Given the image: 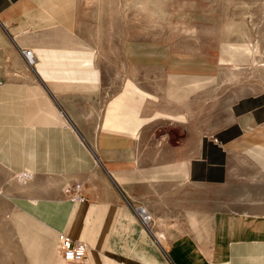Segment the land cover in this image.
Segmentation results:
<instances>
[{
	"label": "rangeland",
	"instance_id": "obj_1",
	"mask_svg": "<svg viewBox=\"0 0 264 264\" xmlns=\"http://www.w3.org/2000/svg\"><path fill=\"white\" fill-rule=\"evenodd\" d=\"M73 7L71 32L87 48L89 58L84 62L94 67L81 69L65 60L54 76L55 84L50 83L52 92L46 89L62 120V161L67 167L60 176H51L13 172L0 165V232L5 251H13L15 261L22 258L16 228L24 220L17 203L23 190L30 188L33 199L54 195L55 186H60L63 200L86 203L94 176L85 164L91 160L95 168L99 166L101 146L123 142L115 136L127 138L126 146L134 149V167L123 171L120 181L129 188L131 199L126 200L151 212L150 235L155 215L148 204L134 198L142 191L134 183L146 174L142 165L160 162L167 149L189 147L194 156L200 142L210 137L216 142L241 138L232 147L235 164L254 162L255 178L264 176L258 167L264 168V0H74ZM69 18L68 11L64 19ZM34 54V67L21 56L36 86L41 76ZM31 98L28 120L37 118L33 113L39 89ZM255 122L256 128L244 132L243 124ZM105 132L112 138L102 136ZM159 172L155 179L165 178L167 173ZM242 172L237 170L236 177L242 178ZM40 181L46 191H39ZM127 201L133 220L145 231ZM12 229L14 236L6 234Z\"/></svg>",
	"mask_w": 264,
	"mask_h": 264
},
{
	"label": "crops",
	"instance_id": "obj_2",
	"mask_svg": "<svg viewBox=\"0 0 264 264\" xmlns=\"http://www.w3.org/2000/svg\"><path fill=\"white\" fill-rule=\"evenodd\" d=\"M73 6L74 0H0V165L9 171L60 176L67 167L62 120L46 89L52 92L50 83L55 84L65 60L81 69L94 67L84 62L87 48L71 32ZM68 11L70 18L64 19ZM25 48L39 60L36 86L19 51ZM38 89L37 118L28 120L31 92ZM257 126L242 125L246 133ZM102 136L112 138L106 132ZM115 138L123 142L101 146L100 168L91 160L85 164L94 176L86 203L63 200L60 186L54 195L33 199L30 188L23 190L17 203L24 220L16 228L22 258L15 261L13 251H5L0 232V264H64L58 253L61 234L89 244L87 264H264V176L255 178L254 162L235 164L232 147L241 138L216 142L210 137L194 156L184 146L167 149L160 162L142 165L146 174L134 183L142 191L134 198L154 212L152 235L138 227L125 206L131 198L120 180L123 171L134 167V149L126 146L127 138ZM159 170L164 172L160 176L167 173L165 178L155 179ZM237 170L243 171L242 178L236 177ZM150 171L156 172L153 177ZM40 182L39 191H46ZM208 190L214 194L208 196ZM15 198L10 200L12 215ZM10 232L15 235L13 229L6 234Z\"/></svg>",
	"mask_w": 264,
	"mask_h": 264
},
{
	"label": "built area",
	"instance_id": "obj_3",
	"mask_svg": "<svg viewBox=\"0 0 264 264\" xmlns=\"http://www.w3.org/2000/svg\"><path fill=\"white\" fill-rule=\"evenodd\" d=\"M20 53L30 67L36 65V57L31 49H20ZM127 202L139 224L146 232L151 234L153 216L149 209L143 204L132 205L129 201ZM88 249L89 246L85 242L74 240L65 234L60 235L58 250L64 261L74 264H83L87 260Z\"/></svg>",
	"mask_w": 264,
	"mask_h": 264
},
{
	"label": "bare ground",
	"instance_id": "obj_4",
	"mask_svg": "<svg viewBox=\"0 0 264 264\" xmlns=\"http://www.w3.org/2000/svg\"><path fill=\"white\" fill-rule=\"evenodd\" d=\"M246 46H247V45H246ZM175 77H176V76H175ZM167 81H168V80H167ZM190 89H191V88H190ZM190 89H189V90H190ZM194 90H195V89H194ZM184 92H185V91H184ZM184 92H183V93H184ZM192 92H193V91H192ZM255 155H256V156H259V155H262V154H261V153H256ZM262 156H263V155H262ZM263 158H264V156H263ZM109 167H110V166H109ZM111 175H112V174H111ZM159 236H161V234H158V237H159ZM161 238H162V237H161Z\"/></svg>",
	"mask_w": 264,
	"mask_h": 264
}]
</instances>
